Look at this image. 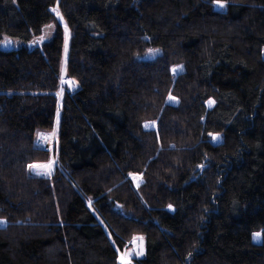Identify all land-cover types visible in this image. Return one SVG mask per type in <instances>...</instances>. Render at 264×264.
<instances>
[{"label":"trees","instance_id":"16d2710c","mask_svg":"<svg viewBox=\"0 0 264 264\" xmlns=\"http://www.w3.org/2000/svg\"><path fill=\"white\" fill-rule=\"evenodd\" d=\"M254 233L264 0H0V264H121L138 237L133 264H264Z\"/></svg>","mask_w":264,"mask_h":264},{"label":"rangeland","instance_id":"374dc122","mask_svg":"<svg viewBox=\"0 0 264 264\" xmlns=\"http://www.w3.org/2000/svg\"><path fill=\"white\" fill-rule=\"evenodd\" d=\"M221 4L223 5V7L219 6ZM215 7L217 9H219V10H222L224 8V4L223 3H217L215 5ZM53 13L56 14V16L58 18V22L62 25V27H64L65 32H66V41H67L66 58L68 59V56H69V53H68L69 52V46H70V42H71V33L69 32L68 28L64 24V20H63L61 14L59 13V11L57 9H55V11H53ZM53 32H54V26L48 27L45 30V39L47 40V39L51 38L52 35H53ZM37 42L39 43L40 41H37ZM153 54H151V55H153ZM181 71H182V68L181 67H177V69L175 70V72H176L177 75L179 73H181ZM63 83L65 84V87L66 88H69L71 90H75L77 88L76 82L74 80L68 78L66 74L63 77ZM58 96H59V98H61V93H58ZM149 124H150V126H154L155 125V124H152V123H149ZM57 126H58V124H57ZM57 129L54 127V129L51 132H49L52 135V137H53V143H52V148H51L50 152H51V154L55 158H56V156H55L54 150H55V146H56V144L58 142V138H59ZM56 164H58V162L56 163V160H55V162H53L54 168H55ZM51 173H53V172H50L49 174H51ZM133 177H134L133 180H134L136 186H139V185H142L143 184L142 176H140V175H134ZM139 238L140 237H138L135 240H133V242L131 243L132 245H131V247L129 249H127V250L123 251L122 253H120L121 255L123 253H126V252L131 253L132 255L129 257L130 260H131V264L134 263V258H139V257H142L144 255V240L143 239L141 240ZM138 251L142 252V254L141 255H137L136 253Z\"/></svg>","mask_w":264,"mask_h":264},{"label":"snow or ice","instance_id":"6c2138e0","mask_svg":"<svg viewBox=\"0 0 264 264\" xmlns=\"http://www.w3.org/2000/svg\"><path fill=\"white\" fill-rule=\"evenodd\" d=\"M219 6L223 7L222 4L219 5ZM53 11H55V9H53ZM150 51H152V50H150ZM173 71H175V69H173ZM170 99H175V98H174V97H170ZM146 127H147V125H146ZM29 167H32V166L30 165ZM253 235H254V239H260V238L264 237V234H262V233H254ZM139 239L142 240L143 238L140 237ZM136 254H137V255H141L142 252L138 251ZM131 255H132V254H131V253H128V252L123 253V254L121 255V257H120L121 264H131V260H130V258H129Z\"/></svg>","mask_w":264,"mask_h":264},{"label":"built area","instance_id":"2783aa9c","mask_svg":"<svg viewBox=\"0 0 264 264\" xmlns=\"http://www.w3.org/2000/svg\"><path fill=\"white\" fill-rule=\"evenodd\" d=\"M42 143H44L45 145H48V143L45 141V140H43V142Z\"/></svg>","mask_w":264,"mask_h":264}]
</instances>
